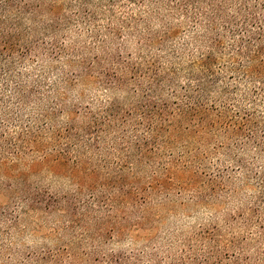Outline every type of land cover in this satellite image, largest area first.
<instances>
[{"label":"rangeland","instance_id":"374dc122","mask_svg":"<svg viewBox=\"0 0 264 264\" xmlns=\"http://www.w3.org/2000/svg\"><path fill=\"white\" fill-rule=\"evenodd\" d=\"M30 1L39 5V33L23 37L33 44L23 70L44 80L37 88L48 115L41 140L47 159L27 183L22 175L28 162L37 160L33 150L26 149L24 159L8 156L15 163L10 173L0 168V264H106L109 258L132 264H264V200L253 212L261 191L255 173L264 167V155L255 150L242 153L249 164L244 170L230 160L218 175L215 164L222 159L214 155L208 166L215 167L185 174L196 183L159 186L142 204L113 200L109 191L96 190L94 198L74 184V129L83 128L89 112H99L109 98L130 103L125 89L106 90L103 81L143 55L160 58L167 67L176 64L183 79L184 57L173 59L170 52L172 45L182 48L188 24L161 45L148 41L149 32L178 22L166 11L148 16L146 23L137 21L146 19V11L127 0L112 6L106 0ZM83 66L90 69L82 71L79 83ZM13 104L7 124L17 136L34 110L29 106L16 117ZM259 108L264 110V103ZM29 183L44 192L42 206L18 204V190Z\"/></svg>","mask_w":264,"mask_h":264},{"label":"trees","instance_id":"16d2710c","mask_svg":"<svg viewBox=\"0 0 264 264\" xmlns=\"http://www.w3.org/2000/svg\"><path fill=\"white\" fill-rule=\"evenodd\" d=\"M106 1L112 6L117 0ZM127 1L146 11V19L139 22L147 23L164 11L178 19L157 34L149 32L150 43L165 44L188 24L182 48L172 45L170 52L173 59L184 57L183 79L178 78L176 64L167 67L152 55L114 70L103 85L109 91L125 89L130 103L112 97L96 114L87 110V124L74 129V184L91 190L94 198L101 190L109 191L113 200L119 196V201L142 204L159 186L196 183L193 177L186 180L185 174L216 166L219 175L230 166L223 162L230 160L244 170L249 166L242 158L245 150L264 155V110L259 108L264 103V0ZM33 4L0 0V168L10 173L15 163L8 156L24 159L30 152L26 149L33 150L37 160L26 165L25 183L47 159L41 154V140L48 115L37 88L44 80L23 70L33 50L23 37L39 33V21L35 22L39 5ZM32 41L40 45L39 40ZM89 69L83 66L79 83L82 71ZM52 86L55 90L57 83ZM10 104L17 107L16 117L29 106L34 110L29 126L17 136L8 129ZM214 155L222 160L208 166ZM217 170L211 182L217 179ZM255 174L261 188L253 207L257 213L264 200V167ZM17 195L18 204L28 207L42 206L45 198L30 183ZM120 259L109 258L106 264H132Z\"/></svg>","mask_w":264,"mask_h":264}]
</instances>
